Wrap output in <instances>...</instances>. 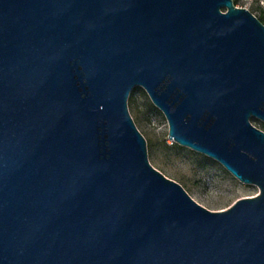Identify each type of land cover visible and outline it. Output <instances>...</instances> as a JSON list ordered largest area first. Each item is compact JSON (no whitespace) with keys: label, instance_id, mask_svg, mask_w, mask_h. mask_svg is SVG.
I'll list each match as a JSON object with an SVG mask.
<instances>
[{"label":"water","instance_id":"obj_1","mask_svg":"<svg viewBox=\"0 0 264 264\" xmlns=\"http://www.w3.org/2000/svg\"><path fill=\"white\" fill-rule=\"evenodd\" d=\"M136 87L259 193L212 211L156 169ZM253 118L264 23L235 0H0V264H264Z\"/></svg>","mask_w":264,"mask_h":264},{"label":"rangeland","instance_id":"obj_2","mask_svg":"<svg viewBox=\"0 0 264 264\" xmlns=\"http://www.w3.org/2000/svg\"><path fill=\"white\" fill-rule=\"evenodd\" d=\"M237 6L249 9L260 18L264 0H239ZM129 110L147 140L151 164L180 183L199 204L212 211H221L241 198L259 193L257 186L242 183L219 162L174 143L169 137L166 116L154 105L144 88H134ZM167 144L179 147L168 148Z\"/></svg>","mask_w":264,"mask_h":264},{"label":"trees","instance_id":"obj_3","mask_svg":"<svg viewBox=\"0 0 264 264\" xmlns=\"http://www.w3.org/2000/svg\"><path fill=\"white\" fill-rule=\"evenodd\" d=\"M238 1H239V0H236V1H235L236 5H237ZM258 18H259V17H258ZM259 19L264 23V11H261V17H260ZM252 122H253L254 125H256V126L259 127L260 129L264 130V122H262V121H260V120H258V119H256V118H253V119H252ZM167 147H168V148H177V147H179V146L176 145V144H174V147H172V146H170V145L167 144ZM206 159H208V160H212V159H210L209 157H206Z\"/></svg>","mask_w":264,"mask_h":264}]
</instances>
